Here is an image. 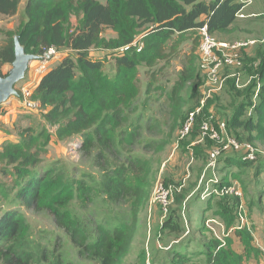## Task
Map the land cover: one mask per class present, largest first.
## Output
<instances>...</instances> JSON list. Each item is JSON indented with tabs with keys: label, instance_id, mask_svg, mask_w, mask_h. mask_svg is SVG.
<instances>
[{
	"label": "trees",
	"instance_id": "trees-1",
	"mask_svg": "<svg viewBox=\"0 0 264 264\" xmlns=\"http://www.w3.org/2000/svg\"><path fill=\"white\" fill-rule=\"evenodd\" d=\"M21 2L0 0V18L16 17ZM242 7L240 0H108L105 4L99 0H28L19 27L15 31L0 30L4 36L0 45V70L15 59L16 37L20 38L28 54L39 56L49 48H55L60 54L63 50L73 53L75 57L61 59L41 79L33 100L40 102L41 110L47 109L44 122L55 129L60 141L78 139L81 141L79 151L84 157L94 156L95 165L105 175L103 192L119 204L130 194V188L122 173L110 175L109 159L117 154V146L127 143L133 147L140 137L138 131H121L140 95V67H151L163 59L167 45L175 36H178L179 43L184 35L197 32L204 25L213 36L227 33L236 24ZM105 29L112 30L116 37L110 40L103 38ZM140 46L142 49L138 51ZM93 50L103 51L105 57H93ZM114 52L115 74L111 77L105 72L106 56H113ZM258 54L261 55L260 52ZM255 74L264 80V59L258 64ZM0 76L6 75L0 71ZM180 88L174 89L171 101L176 118L183 120V124L200 102L195 107L188 102L187 106ZM259 95L264 101V85ZM185 108H188L186 116L183 115ZM209 115L204 108L196 117L192 136L202 134L201 123ZM226 125L229 131L239 123L233 119L230 125ZM22 135L21 141L6 142L0 149V176L12 178L9 189L2 187L0 182L1 204L3 200L8 206L48 211L58 227L69 236L81 258L97 264H122L136 236L137 213L143 205L145 192L134 190L137 198L130 224L116 225L113 229L97 225L91 231L88 225L72 218L69 211L71 202L90 200L88 187L64 178L55 169L50 168L43 174L39 170L53 132H49L48 127L38 133L27 128ZM118 137L121 139L117 145ZM206 140L212 143L213 148L216 146L214 141ZM201 150L196 153H201ZM231 151L224 152L222 156ZM255 154V160H243L244 167L257 162V150ZM259 162L256 172L264 170V160ZM219 179L221 186H230ZM224 197L225 200L220 201V216H231L234 205L235 214L239 216L241 199ZM226 198H233L230 199L232 204ZM224 204L231 207L224 208ZM160 230L180 236V210H170ZM26 233L27 223L23 214L5 211L0 220V264H72L66 263L61 254L48 255L44 249L34 247ZM238 235L242 232L239 231ZM221 246L220 241L210 245L212 251L206 254L207 264H244L243 256L227 245Z\"/></svg>",
	"mask_w": 264,
	"mask_h": 264
},
{
	"label": "rangeland",
	"instance_id": "rangeland-1",
	"mask_svg": "<svg viewBox=\"0 0 264 264\" xmlns=\"http://www.w3.org/2000/svg\"><path fill=\"white\" fill-rule=\"evenodd\" d=\"M100 1L103 4L107 2ZM263 1L257 0V8L262 7ZM22 14L14 20L0 18L1 22H5L0 24V30L15 31L21 23ZM250 23V20L236 23L227 33L216 37L218 40L227 38L228 40L225 41L229 43L248 40L261 42L264 39V17L259 18V22ZM115 37L116 34L112 30L105 29L103 38L110 40ZM3 39L4 36L0 33V45ZM178 39V36H175L169 42L163 59L157 60L151 67H140L138 78L140 95L134 111L130 113L129 121L121 130L127 133L138 131L140 137L133 147L127 143L117 146V154L109 159L110 175L122 173L130 188V194L122 203L116 204L107 198L102 188L105 175L95 165L94 156L86 158L79 151L81 141L78 139L69 147L73 149L72 153L44 154L39 170L43 174L50 168L55 169L61 172L64 178L79 181L88 187L90 200L78 199L71 202L69 211L72 218L88 225L91 231H94L97 225L113 229L116 225L130 224L137 198L134 190L142 189L145 192L143 205L137 213L138 231L132 247L133 253H137L140 257L124 258L122 264H146L148 259L152 264H183L182 259L187 258L186 256L180 258L181 251L188 255L189 250L191 251L189 263L207 264V258L202 252L212 251L210 245L214 241L221 243L223 241L234 249L244 257L245 264H264V170L255 171V167L260 164L259 161L264 160V101L259 95L264 80L262 81L255 74L258 64L264 59V43H260L257 50L242 55L245 61L244 67L225 69L221 74L220 85L213 89V92H209L208 88L203 87V75L199 67L200 39L197 32L184 35L179 43ZM91 55L95 58L105 57V53L99 50H93ZM115 55L114 52L113 56H106L105 72L111 77L115 74L113 58ZM68 56L75 57L71 51L63 50L55 60L54 66ZM11 68V65H5L0 71L3 75H7ZM26 83L25 80L24 83L20 82L16 89L24 87ZM179 87H181V96L189 100L192 107L197 106L204 99L205 110L209 114L215 115L229 125L233 119H236L239 125L231 128L228 134L239 138L243 143L253 144L258 153L257 162L251 167H244L243 160L246 154L243 150H239L228 153L233 156L234 166L220 168L219 161L225 157V154L219 157L215 168L208 167L213 145L204 137L206 141L203 143L206 147H202L201 153H198L200 161H193L189 154L192 152L187 148L189 137L183 141L179 140L183 120L176 118L171 101L172 92ZM17 102L16 99H12L0 107V114L5 115L8 108L10 110L15 108L20 112L18 121L13 129L11 128L15 141H21L22 132L27 128L33 129L35 133L46 127L49 132L54 131V128L47 126L43 119L47 109L36 113L29 112L21 105L17 106ZM187 111L188 108H185L183 115L186 116ZM120 139L121 137H118L117 145L120 144ZM195 170L198 172V181L195 178ZM217 173L222 174L224 183L239 186L243 194L240 201L245 209L244 224L240 216L235 214V205L231 216L225 215V218L220 216V201L225 200V197L213 193L214 187L211 183L214 177L218 176ZM167 175L175 177V183L166 182L164 177ZM0 182L2 187L9 189L12 178L0 176ZM158 182H163L171 190L175 203L171 211L180 210L181 228L184 232L182 231V235L178 238L169 231L160 230L164 213L159 206L151 204V196ZM196 183L199 184V188L189 196L188 193L195 190ZM207 189L210 190L206 192V197L202 198ZM226 199L232 204L230 199L233 198ZM207 200H209L208 207L206 205L204 212L193 210L198 204L205 205ZM230 204L223 206L230 208ZM184 208H186V216H182ZM7 210L23 214L27 223L26 238L34 247L44 249L48 255L61 254L66 263L97 264L79 256L78 249L71 243L66 232L58 227L48 211L38 212L18 206H8L2 200L0 220ZM210 220H215L217 223ZM238 230L242 235H238ZM146 248L149 252L145 251ZM194 249L196 254L193 252Z\"/></svg>",
	"mask_w": 264,
	"mask_h": 264
},
{
	"label": "built area",
	"instance_id": "built-area-1",
	"mask_svg": "<svg viewBox=\"0 0 264 264\" xmlns=\"http://www.w3.org/2000/svg\"><path fill=\"white\" fill-rule=\"evenodd\" d=\"M243 4L242 9L237 14V17L244 18V9L252 4V0H240ZM197 34L200 39L199 47V60L200 69L203 75V87L209 89V92H213L216 89L222 79V72L227 68H242L244 66L243 50L254 47L259 44L257 40L240 41L236 43L222 42L219 41L215 36L210 34L207 25L200 27L197 30ZM142 46L139 47L138 51H141ZM60 53L55 48H49L45 50L39 59L32 62L25 77V82H27L24 87L17 89L18 95L13 97L29 112H39L41 111V104L39 101L33 100V94L36 86L39 84L41 79L49 72V70L54 66L55 60L59 57ZM34 64V65H33ZM24 83V81H22ZM205 108V100L200 101V106L196 111L191 112L179 131V140H185L191 135L195 123L196 117L203 112ZM201 132L204 138H208L216 143V146L211 150L210 163L208 167L215 168L218 159L226 151H239L244 150L246 153L245 160L253 161L256 159V149L251 144H246L238 141L234 137L228 134L227 125L224 121H220L213 114L206 117L201 123ZM213 184L212 192L219 196H234L242 197V192L238 185L221 186V180L218 177H214L211 181ZM210 189L204 191L202 198L206 197V192ZM151 204L159 206L164 213V220L169 215L171 208L174 206V199L172 198L171 190L163 182H158L153 190L151 196ZM245 209L241 205L239 210V216L241 222L245 223ZM213 223H217L215 220H210ZM163 223V222H162ZM225 243L222 241V246ZM146 264H151L149 259Z\"/></svg>",
	"mask_w": 264,
	"mask_h": 264
},
{
	"label": "crops",
	"instance_id": "crops-1",
	"mask_svg": "<svg viewBox=\"0 0 264 264\" xmlns=\"http://www.w3.org/2000/svg\"><path fill=\"white\" fill-rule=\"evenodd\" d=\"M27 1L28 0H22V2H21V5H20V8H19V13H18V15L16 16V17H13V18H8V19H11V20H14V18H17V17H19L20 15H21V13H24V8H25V5H26V3H27ZM100 1V0H99ZM106 1H108V0H106ZM101 2V1H100ZM102 3V2H101ZM107 3V2H106ZM243 15L245 16L244 18H240V17H237V21H236V23H240V22H245V21H248V20H250L251 21V23L250 24H254L255 22H259V18H261V17H264V1L262 2V7H260V8H257V0H252V4L251 5H249V6H247L245 9H244V11H243ZM4 19H6V18H4ZM3 23H5V22H1L0 21V24H3ZM234 26H232V28H233ZM231 28V29H232ZM230 29V30H231ZM240 29H241V27H240ZM242 30V29H241ZM221 35H223V34H221ZM220 35V36H221ZM216 37V36H215ZM217 38V37H216ZM225 40H228L227 38H224L223 40H219V41H222V42H227V41H225ZM249 41V40H248ZM258 41V40H257ZM264 43V39L260 42L259 41V44L260 43ZM256 45V46H254V47H250V48H247V49H245V50H243V54H249L250 52H253L254 50H257L258 49V47L260 46V45ZM21 88V87H20ZM12 99H14V98H11L10 100H9V102L12 100ZM15 100V99H14ZM184 101H186V105L188 106V102H190L189 100H185V98H184ZM16 105L17 106H20L19 105V103L17 102L16 103ZM0 112H1V109H0ZM19 114H20V112L19 111H17L15 108H11V110L8 108L7 109V113L4 115L3 113L2 114H0V149H1V147H2V145L4 144V143H6V142H17V141H15V136H14V134L12 133V131H11V128L13 129V126H14V124L16 123V121H18V116H19ZM11 131V132H10ZM206 139V138H205ZM74 139H69V140H65V141H60L57 137H56V135H55V129H54V131H53V135H52V139H51V142H50V144H49V146H48V148H47V153H59L60 155L62 154V153H72L73 152V149H69V147H70V145L71 144H74V143H76V141L77 140H74ZM187 141H189V144L187 145L188 147V149L192 152V153H189V154H191L190 156H191V158H192V160L193 161H195V162H199L200 160H199V154L198 153H193L194 151L195 152H197L200 148H202V147H206V145H205V143H203L205 140H204V138H203V136H202V134H199V135H196V136H192L191 135V137H189L188 139H187ZM207 149V148H206ZM193 154H195V155H193ZM174 157V155L172 156V158ZM232 155L231 154H228V153H226V155H225V157H223V159H220V161H219V164H220V168H223L224 166H229V167H231V166H234V164H235V161L232 159ZM170 164H171V162H170ZM200 167H198V169H199ZM221 171V170H220ZM218 174V173H217ZM216 177H219V178H221V179H223V177H222V174L220 175V174H218V176L216 175ZM195 178H196V181H198V172H197V170H195ZM174 179H175V177H170V175L168 176H166V177H164V180L166 181V182H168V183H170V184H173V183H175V181H174ZM199 188V184L198 183H196L195 184V190H193V192H190V193H188V195L189 196H192L195 192H196V190ZM201 200V199H200ZM210 200V199H209ZM209 200H207L206 202H205V205L204 204H202V205H200V204H198L199 205V207H198V205L193 209L194 211H196V210H199V211H201V213L202 212H204V209L206 208V205H207V207H208V202H209ZM215 207H216V205H215ZM220 211V210H219ZM216 212V211H215ZM215 212L213 213V214H215ZM182 216H186V208H184V209H182ZM218 216H216V218H217ZM209 218H211V217H209ZM217 219H219V220H221L220 218H217ZM221 221H223V220H221ZM138 222H139V220H138ZM138 222H137V231H138ZM191 222H193V220H191ZM183 232H184V230H182ZM137 233V232H136ZM170 233V232H169ZM233 233V232H232ZM231 233V234H232ZM170 234H172V235H174L173 233H170ZM182 235V234H181ZM180 235V236H181ZM180 236H178V237H180ZM136 237V236H135ZM160 237V236H159ZM176 235H175V238H178ZM135 240V239H134ZM134 243V242H133ZM157 244H159V242H157ZM132 247H133V244H132ZM132 247H131V251H130V253L125 257V258H133L132 256H135V257H140V255H137V253H133V249H132ZM140 249L142 250V247H140ZM197 249V248H196ZM196 249H194L193 250V252L196 254ZM236 254H238L239 255V253H237L234 249H232ZM145 251L146 252H149V249H145ZM209 251H203L202 252V254L203 255H205L206 256V254L208 253ZM193 253V254H194ZM187 254L188 255H185V253H182V251H181V254H180V258L182 259V258H185V256H186V258L187 259H182V262H183V264H197V263H189V259L191 258V251L189 250L188 252H187ZM245 264V263H244Z\"/></svg>",
	"mask_w": 264,
	"mask_h": 264
},
{
	"label": "water",
	"instance_id": "water-1",
	"mask_svg": "<svg viewBox=\"0 0 264 264\" xmlns=\"http://www.w3.org/2000/svg\"><path fill=\"white\" fill-rule=\"evenodd\" d=\"M15 59L11 69L5 77L0 76V107L5 105L11 98L18 95L17 85L24 81L30 64L39 59V56L26 53L20 43V38H15Z\"/></svg>",
	"mask_w": 264,
	"mask_h": 264
},
{
	"label": "clouds",
	"instance_id": "clouds-1",
	"mask_svg": "<svg viewBox=\"0 0 264 264\" xmlns=\"http://www.w3.org/2000/svg\"><path fill=\"white\" fill-rule=\"evenodd\" d=\"M226 245V244H225Z\"/></svg>",
	"mask_w": 264,
	"mask_h": 264
}]
</instances>
